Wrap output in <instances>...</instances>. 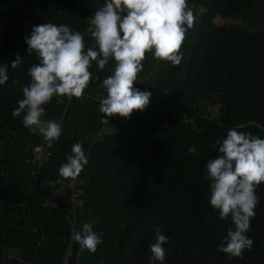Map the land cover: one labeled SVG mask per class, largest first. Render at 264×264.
<instances>
[{"label": "trees", "instance_id": "1", "mask_svg": "<svg viewBox=\"0 0 264 264\" xmlns=\"http://www.w3.org/2000/svg\"><path fill=\"white\" fill-rule=\"evenodd\" d=\"M103 0H0V62L15 54L9 79L0 85V264H63L72 236L88 222L103 232L94 253L74 242L69 264H149L155 229L168 237L164 264H264V182L246 233L253 244L229 259L217 245L232 227L208 203L206 161L219 155L229 128L264 138V0H187L194 22L179 51L178 65L145 53L134 86L152 92L150 103L125 119H102L101 81L112 74L94 62L84 94L73 97L62 132L48 149L37 188L33 181L46 142L12 116L27 69L37 63L23 37L31 25L65 23L84 36ZM57 99L60 103H57ZM68 98L53 97L44 117L59 121ZM82 144L88 163L74 180L58 175L71 145ZM189 146L196 151L189 153ZM40 152V154H41ZM70 183V184H69ZM77 191L75 202L69 186ZM63 209V211L61 210Z\"/></svg>", "mask_w": 264, "mask_h": 264}, {"label": "clouds", "instance_id": "2", "mask_svg": "<svg viewBox=\"0 0 264 264\" xmlns=\"http://www.w3.org/2000/svg\"><path fill=\"white\" fill-rule=\"evenodd\" d=\"M194 22L193 11L187 0H103L88 19L85 33L92 37L91 46L85 48L84 36L65 23L45 22L31 25L23 37L26 52L35 54L38 62L27 69L29 82L22 86V99L12 116H21L24 127L39 134L49 147L58 140L62 124L44 117L45 107L53 97H81L87 88L92 62L104 69L109 59L114 65L112 74L101 84L106 95L99 99L102 119L119 114L127 119L133 110H143L152 92L134 86L137 73L143 68L146 52L152 57L178 65L182 59L179 51L186 31ZM23 59L15 54L9 62L16 68ZM0 62V85L9 79L8 68ZM57 103L60 100L57 99ZM219 155L206 161L205 179L209 180V205L217 210L221 219H230L232 227L217 245V250L229 259L240 257L250 249L253 241L246 235L250 220L258 204L255 188L264 182V138L248 132L229 128L226 135L215 142ZM187 151L194 153V146ZM88 159L80 142L71 145L70 153L58 169V175L74 180L87 165ZM103 232H96L88 222L74 231L73 241L81 250L96 251L102 243ZM168 237L155 229V241L149 245V264H164V243Z\"/></svg>", "mask_w": 264, "mask_h": 264}, {"label": "water", "instance_id": "3", "mask_svg": "<svg viewBox=\"0 0 264 264\" xmlns=\"http://www.w3.org/2000/svg\"><path fill=\"white\" fill-rule=\"evenodd\" d=\"M72 99H73V97L70 98V99H67V103H66L64 112H63L62 116H60V118H59V122L60 123H62V121L64 120V118L67 115V112H68V109H69L70 104L72 102ZM48 149H49V146L46 143L43 151L40 154L39 160H38L37 170H36V174H35L34 181H33V191H34V193H36L40 197V200H41V202L43 204H45V205H55V206L59 207L58 203H55V202L49 200L48 198H46L42 193H40L38 191V188H37V181H38V177H39V172H40L41 166H42V164H43V162H44V160H45V158H46V156L48 154ZM61 210L63 211L62 208H61ZM68 219L70 220L71 225H72V235H73L74 231L78 230L77 229V225H76L75 221L70 216H68ZM74 242L75 241H73L72 236H71V241H70V243L68 245L67 251H66V253L64 255V258H63V264H69V260H70L71 254H72V251L74 249Z\"/></svg>", "mask_w": 264, "mask_h": 264}, {"label": "rangeland", "instance_id": "4", "mask_svg": "<svg viewBox=\"0 0 264 264\" xmlns=\"http://www.w3.org/2000/svg\"><path fill=\"white\" fill-rule=\"evenodd\" d=\"M150 101H151V98H150ZM144 109H145V108H144ZM144 109H143V110H144ZM134 111H141V110H134ZM32 150H33V152H36V151H37V153L40 155V152H41V151H40V148H35V149H32ZM69 184H70V183H69ZM68 186H69V187H68V188H69L68 190H69V192H70L69 195H70V196L72 195L71 198H72L73 200H75V202L80 203L79 200H76V199H75L76 196H77V195H76L77 191H75L74 189H72V188L70 187V185H68Z\"/></svg>", "mask_w": 264, "mask_h": 264}]
</instances>
